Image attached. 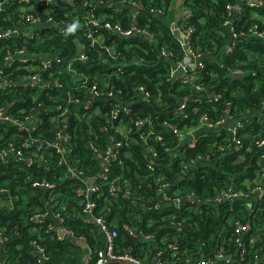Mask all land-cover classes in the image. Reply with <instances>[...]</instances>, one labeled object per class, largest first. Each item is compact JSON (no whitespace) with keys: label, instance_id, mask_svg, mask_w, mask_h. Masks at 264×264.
Instances as JSON below:
<instances>
[{"label":"trees","instance_id":"1","mask_svg":"<svg viewBox=\"0 0 264 264\" xmlns=\"http://www.w3.org/2000/svg\"><path fill=\"white\" fill-rule=\"evenodd\" d=\"M132 2L142 3L143 8L138 11L139 26L152 32L154 40L123 37L100 28L87 31L84 26L87 13L93 10L105 14L112 22L129 27L132 23L130 14L135 9ZM231 2L236 0H191L186 5L189 17L185 27L195 29L191 48L206 56L205 68L198 70L194 79H170L171 68L188 54L168 17L173 0H53L45 5L31 0L25 7L31 6L40 17L52 19L63 28L37 29L35 36L26 38L25 42L16 36L0 40V69L8 81L14 83L0 88V110L6 109L20 122H25L32 113L40 119L36 131L31 134L19 131L17 126L0 123V151L8 149L10 143L19 148L29 137L37 139L39 146L53 142L58 122H54V127L52 117L55 114L50 108L57 100L67 97L68 92L84 98L82 89L76 90L79 84L75 82H80L79 76L99 85L110 84L117 97L103 102L94 100L105 109L101 116L93 112L89 118V108L74 105L66 124L72 136L70 161L84 176L95 177L101 170V162L95 158L89 141L105 153L107 135L101 126L107 120L109 125L117 123L109 115V109L123 101L121 105L130 103L135 110L123 120L128 132L126 138L110 129L109 132L122 140L124 147L121 157L109 163L105 177L98 181L99 192L91 197L97 204L94 215L102 216L109 228L118 232L119 248L130 250L142 259H151L162 250L167 264H184L201 254L207 257L225 246L226 254L233 257L232 264H259L260 256L263 258L261 264H264V201L254 200L250 204L238 199L218 205L187 204L181 210H175L173 206L163 204V196L158 191L165 184L168 196L196 194L205 201L229 187L247 192L249 181L264 170L261 148L257 145V141L264 138V43L240 38L236 40L234 50L228 51L234 39L224 22L226 7ZM20 4V1H14L0 5V33L21 27L25 12ZM111 4L113 7H109ZM160 10L163 14L157 15ZM256 13L264 14V7L245 6L242 17L235 21V30L248 31L260 24ZM73 24L76 27L69 32L68 28ZM89 33L101 36L104 44L115 45L119 54L117 61L101 62L96 53L98 48H92L88 40ZM19 49H24L30 56L60 53L63 62L55 64L47 75L54 73L62 86L19 84L28 70L19 60L8 65L4 62L6 51ZM163 50L169 52L168 58L161 57ZM83 53L89 60H80ZM69 64L76 73L67 69ZM118 67H122L123 73L108 78V74ZM229 69H241V78L231 76ZM142 85L151 93L146 102L141 101L137 92ZM210 95L220 96V100H209ZM184 102L186 109L181 111ZM228 109L230 115L244 125L231 137L239 141V149L237 146L225 152L215 149V143L217 146L226 144V130L221 136L202 134L192 149L179 141L178 135L169 128L173 125L177 130L188 131L198 125L203 115L213 121L226 118ZM77 115L83 116L81 120ZM139 119L152 122V136L148 135L149 129L134 126ZM152 137H162V140L155 141ZM35 150L28 145L24 148V160L0 161L2 257L10 264H40L35 249L42 248L49 256L50 264H86L82 261L84 251L76 241L82 239L91 251L89 262L95 263L105 246V239L96 223L81 216L85 204L78 190L84 186L82 180L66 176L61 156L53 148L44 150L42 162L27 165L26 158ZM208 156L216 165L204 164L182 176L193 163L202 158L205 161ZM148 165L153 170L149 171ZM158 179L162 180L157 183ZM44 180L54 183L55 188L46 190L33 186L34 182ZM112 184L116 185L120 195L117 199L108 191ZM124 191L128 193L124 194ZM46 202L58 203L54 214H60L62 228L70 234L65 239H58L53 215L44 220L36 219L37 215L50 212ZM157 205L160 207L156 208ZM186 207L191 209H184ZM196 208L201 213L196 214ZM180 223L181 228L178 227ZM237 223L250 227L240 236L246 251H241L232 239L236 238Z\"/></svg>","mask_w":264,"mask_h":264},{"label":"built area","instance_id":"2","mask_svg":"<svg viewBox=\"0 0 264 264\" xmlns=\"http://www.w3.org/2000/svg\"><path fill=\"white\" fill-rule=\"evenodd\" d=\"M14 1H20L23 6L22 11L25 12V15L23 16L24 22H22V25L20 28L17 29H11L7 30L5 32L0 33V40L5 38H11V37H19L18 39L26 41V38H33L35 36V30L37 29H48L56 27L57 29L63 28L60 24L54 23L52 19L40 17V15L37 14V12H34V9H32L31 6L25 7L28 4H30L31 0H0V5H4L6 3H11ZM191 0H181L182 5V11L183 15L179 22V34H176L178 36H181L183 38V44L185 45V48L188 52V54L183 58L181 62H179L175 67H172L170 70V79H174L176 77L185 78V79H194V74L200 70L205 68V62L206 56L202 53H195L193 52L191 48L190 40L192 39L193 33L195 32V29L193 27H185L186 20L189 17L188 14V7L186 6ZM38 2L41 5H45L47 3H52L53 0H38ZM98 3V2H97ZM100 4V3H98ZM141 2H132V6L135 8L131 14H130V21L132 22L129 27H124V25L120 23L112 22L108 19V17L105 14L100 13H94L93 10H89L87 13L86 20L84 22V26L87 28V31H90V29L93 28H100L104 30L111 31L113 33H116L123 37H130V36H140L147 40H154L155 35L150 32L149 30L145 28H141L139 26V10H141L139 7L141 6ZM21 6V7H22ZM247 7H264V0H236L235 3H229L226 7L227 12V19L224 22V26H226L231 33L233 37V42L229 46L228 51L232 52L236 45V40L240 38H248V39H256L260 40L264 43V24L261 25V22L264 23V14H255V17H258L260 20V24H256L254 27H252L248 31H241L237 32L235 30L234 24L237 19H240L243 15V8ZM117 9L119 8L116 6ZM157 15L163 14V11H159L156 13ZM46 35V34H45ZM38 37H36L37 40ZM88 40L90 41L92 48H98L96 49V53L99 56L101 62L107 64L109 63L108 60L111 61H117L119 58V54L117 53L116 46L115 45H107L104 44V40L101 36L95 35L93 33H89ZM170 56L169 52L166 50H163L161 52L162 58H168ZM40 57V59H39ZM64 57H60V53H52L48 55H35L30 56L24 49H19L15 52H12L10 50L6 51L4 62L6 65L10 64L12 61L19 60L25 67L26 70H28V73L23 77V79L19 82L21 85L29 86V85H43V86H52L56 85L61 87L62 84L60 83V80L57 77L54 76V73H51L48 77V73L53 70L55 67V64H60L63 62ZM80 60L85 62L89 60V56L87 54H81ZM67 69L70 72L76 73V70L73 68L72 64H69ZM228 72L233 77H239L241 78V75L243 74V71L241 69H229ZM123 73L122 67H118V69L110 72L108 74V78H113L116 76H120V74ZM78 77V75H77ZM78 81L75 82L79 84L76 87V90L82 89L84 98L82 99L80 95L71 94V92H68L67 97H63V100H57L56 104L50 108V112L54 113L55 115L52 117V122H58V126L54 127L57 128V132L55 134V140L53 142H47L45 145L39 146V141L37 139H34L32 137H29L25 139V142L21 144V147L14 146L13 143L9 144V148L6 150L0 151V161H7L12 158L17 159H23L25 158L24 148L28 145L31 147H35L37 150L31 153L30 156L26 158V164L29 166L34 165L35 163L42 162L44 150L53 148L58 154L61 156V164L65 165L66 169V176H70L73 178H79L83 182V187H81L78 191L80 195L83 197L82 203L85 204L82 212V217L87 218L89 220H92L94 223H96L101 233L104 235L105 239V246L104 248L99 252L98 259L93 264H167L164 257L165 252L160 250L156 253L154 257L151 259H142L138 257L136 254L132 253L130 250L121 249L119 248V244L117 242L118 232L116 230H111L109 228V224L103 219L102 216H95V210L97 209V204L92 201V194L99 192L100 185H98V181L105 177V172L107 171L108 165L111 161L117 160L121 157L122 150H123V142L120 140L117 135L114 134V132L120 133L123 135L124 138L128 136V132L126 129V125L124 124L123 120L133 114L135 111L132 108V104L130 103H121L123 101H119L117 105H112V107L109 109L108 113L109 115L114 119L117 120L116 124L111 123L109 125L110 121L107 120L105 125L101 126L102 131L107 135V149L105 153L100 151L93 142L89 141L90 147L93 149V152L95 153V158L101 162L102 164H106L104 167L103 174L101 178H99L95 185L91 188L90 184L88 183L89 179L97 178L100 174L98 173L95 177H87L84 176L82 171H79L77 169V166L73 164L70 159L69 155L72 152L71 149V134L67 130V124H66V118L69 112L71 111L72 106L76 105H85V108L88 109L91 113L89 115V118L92 117L93 112L95 115L101 116V114L104 113V107L101 105V103H96V100H108V99H114L116 98V92L111 89L110 84L105 85H99L97 82H90L87 77L79 76ZM14 85V83H10L8 81V78L5 76L3 71L0 69V88H6V86ZM198 89H201L198 86ZM120 94L122 91H118ZM138 95L141 97L142 102H146L151 98L150 91L145 86H139L137 88ZM88 98V99H87ZM209 100H214L218 102L220 100V96L216 95H210ZM95 100V101H94ZM186 109V102L181 104L180 110L183 111ZM230 110H227V117L224 119H220L217 121L211 120L207 115H203L198 120V125L195 127L189 129L188 131L177 130L173 125H169L170 129H173V132L178 135L179 141L183 142L185 145H188L190 148L194 149L196 147V139L193 138L194 134L198 131H201L202 128L205 130H214L219 127H224L227 123L231 124L230 127L224 128L223 130H226V136L224 137V141L226 144L217 146V143H215L214 147L215 149L225 152L226 150H231L234 146H237V149H239V141L236 139H232V136H235L239 130L244 128V125L240 119L235 118L234 116L230 115ZM94 115V114H93ZM178 115V114H177ZM264 116V114H263ZM79 120L83 116L77 115L76 116ZM40 122V119L37 114L32 113L26 118L25 122H20L17 119L12 118L6 109L0 110V123H8L13 126H17L19 131L27 132L28 134H31L32 132L36 131V127L38 126V123ZM234 124V125H233ZM137 129L140 128H147L149 129L148 135H153V124L149 120H137L134 125ZM111 130H114V132H109ZM223 130H220L216 133V135L221 136L223 134ZM89 131H94L93 129H90ZM207 134V133H205ZM141 139L145 140L144 137H140ZM155 141L162 140V137H152ZM192 138L191 141H189ZM258 147L261 148V157L260 160L264 161V138L257 141ZM201 159V157H200ZM203 159V158H202ZM199 160L198 162L193 163L183 174L182 176H186L190 173V169L193 170L195 168L204 167V163L212 164L213 160L210 156L207 157V159ZM214 165V162H213ZM147 169L149 171L153 170V167L151 165L147 166ZM162 179H158L157 183H159ZM264 170H261L260 173L257 174V177L247 184V192L244 190H236L235 188L229 187L227 189L221 190L219 194H217L215 197L210 198L208 200L202 201L196 194H189L187 196H168L165 194V184L162 185L161 188H159V193L163 196V204L167 207L173 206L175 210H181L183 205L187 204H195L198 206L202 205H218L223 202L228 201H234V200H242L247 201V203H252L254 200L256 201H264ZM33 186L40 187L43 189H53L55 188L54 183H50L47 180L44 181H36L33 183ZM116 185L112 184L109 187V193L111 194L112 198L117 199L120 197L119 193L116 191ZM2 191H0L1 195ZM127 191H124V194H127ZM54 208H50V210H55L56 205H58L57 202H54ZM160 206L157 205L156 208H159ZM184 209H191V207H186ZM55 213V212H54ZM53 216L57 218V222L61 225L62 219L60 218V214H54ZM195 213H201L198 208L195 209ZM51 216L50 213H43L36 216L37 220H44L45 218H49ZM61 219V220H60ZM62 226V225H61ZM179 228H181V223L178 225ZM65 234L68 236L70 235L67 230L62 228ZM250 227L242 224L237 223V227L235 229V236L236 238H232L234 243L239 246H237L241 251H246V245L244 244V240L240 238L241 234L248 231ZM135 231V228H134ZM133 234L132 232H130ZM58 239H65L61 237L60 232L58 231ZM147 240L151 238H146ZM76 241H84L82 239H78ZM3 241L1 240V244ZM35 253L38 255V262L40 264H50V258L46 255L45 250L42 248L35 249ZM91 257V251L88 249L87 253V259L86 264H92L89 262V259ZM224 262L225 264H232L233 257L228 256L226 254V248L225 246L219 247L214 253H209L207 257H205L203 254L200 255L199 258H196L194 260H189L184 264H217L219 262ZM263 262L262 256H260L259 264ZM0 264H10L5 261V259L2 257L1 254V247H0Z\"/></svg>","mask_w":264,"mask_h":264},{"label":"crops","instance_id":"3","mask_svg":"<svg viewBox=\"0 0 264 264\" xmlns=\"http://www.w3.org/2000/svg\"><path fill=\"white\" fill-rule=\"evenodd\" d=\"M171 13H170V15L168 16L169 17V19H170V22H171V27H172V29L175 31V33L176 34H179V22H180V19H181V17H182V15H183V11H182V5H181V0H173V5H172V8H171ZM39 59H40V57H39ZM234 125V124H233ZM231 126V124H226L224 127H223V129L224 128H227V127H230ZM222 129V130H223ZM215 130V129H214ZM206 131L207 130H205L204 128H202L201 129V131H198L197 133H195L194 134V136H193V138L194 139H197L199 136H201L202 134H205L206 133ZM215 133H217V132H215ZM213 134V133H212ZM192 140V138L189 140V141H191ZM204 164H207V163H204ZM207 165H213V162H212V164H207ZM46 190H48V189H46ZM46 206L50 209V208H54V203H50V202H46ZM50 214H51V216L53 215V213H54V211L53 210H50V212H49ZM53 218H54V220H55V226H54V229H57V231H61V230H63L62 229V226L57 222V218H55L54 216H52ZM86 243V242H85ZM87 244V243H86ZM87 246H88V244H87ZM88 248H89V246H88ZM83 249V248H82ZM83 251H84V249H83ZM85 256V252H84V254H83V257ZM83 257H82V261H83ZM85 257H87V255L85 256ZM87 259V258H86ZM86 259L84 260V262H86Z\"/></svg>","mask_w":264,"mask_h":264},{"label":"water","instance_id":"4","mask_svg":"<svg viewBox=\"0 0 264 264\" xmlns=\"http://www.w3.org/2000/svg\"><path fill=\"white\" fill-rule=\"evenodd\" d=\"M109 7H113V5L111 4ZM140 9H142L143 8V5L141 4V6L139 7ZM177 37V39L179 40V41H181V42H183V38L181 37V36H176ZM223 129V127H219V128H217V129H215V130H208V131H206V133H215V132H218V131H220V130H222ZM105 165L106 164H102V166H101V170H100V174H99V176L97 177V178H93V179H89L88 180V183L90 184V187L92 188L94 185H95V183H96V181L99 179V178H101V176H102V174H103V171H104V167H105ZM214 165H216L215 163H214ZM60 235H61V237H63V238H66L67 237V235L65 234V232L63 231V230H61L60 231ZM77 244L78 245H80L83 249H84V252H85V256L87 255V253H88V246H87V244L85 243V241H77ZM83 257V261L86 259V257Z\"/></svg>","mask_w":264,"mask_h":264},{"label":"clouds","instance_id":"5","mask_svg":"<svg viewBox=\"0 0 264 264\" xmlns=\"http://www.w3.org/2000/svg\"><path fill=\"white\" fill-rule=\"evenodd\" d=\"M76 25L73 24V25H70L69 28H68V31L71 32L75 29Z\"/></svg>","mask_w":264,"mask_h":264}]
</instances>
